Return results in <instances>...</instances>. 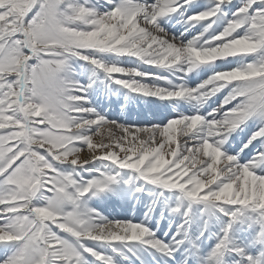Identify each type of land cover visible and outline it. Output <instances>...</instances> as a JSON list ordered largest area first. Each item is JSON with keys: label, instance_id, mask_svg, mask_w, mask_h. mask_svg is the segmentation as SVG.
<instances>
[{"label": "snow or ice", "instance_id": "1", "mask_svg": "<svg viewBox=\"0 0 264 264\" xmlns=\"http://www.w3.org/2000/svg\"><path fill=\"white\" fill-rule=\"evenodd\" d=\"M0 264H264V0H0Z\"/></svg>", "mask_w": 264, "mask_h": 264}]
</instances>
